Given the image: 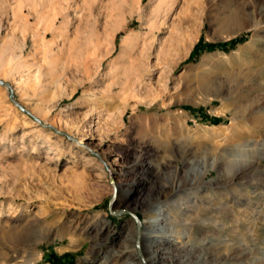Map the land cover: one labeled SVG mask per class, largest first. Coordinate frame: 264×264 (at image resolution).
<instances>
[{
    "label": "rangeland",
    "instance_id": "obj_1",
    "mask_svg": "<svg viewBox=\"0 0 264 264\" xmlns=\"http://www.w3.org/2000/svg\"><path fill=\"white\" fill-rule=\"evenodd\" d=\"M262 21L264 0H0V264H146V211L179 185L159 264H264Z\"/></svg>",
    "mask_w": 264,
    "mask_h": 264
},
{
    "label": "bare ground",
    "instance_id": "obj_2",
    "mask_svg": "<svg viewBox=\"0 0 264 264\" xmlns=\"http://www.w3.org/2000/svg\"><path fill=\"white\" fill-rule=\"evenodd\" d=\"M262 25H264V21L260 22L257 27H260ZM126 43H127L128 47H130V49H134L135 46H136L135 39L133 37L127 38ZM12 57L16 58V56L14 54L11 56V60L13 59ZM202 62L206 63V60L203 59ZM255 63H257L259 67H257L258 69L255 72H253V74L255 73V75H254L255 77L252 79L253 80L252 86L258 92V96H264V53L263 52L255 59ZM34 65H37V64H34ZM15 68H16V70H20V72H19L20 73V77L18 79L16 78V84H13V85H17V87H19V86L20 87L21 86L30 87V86L34 85L33 79L35 81L38 80V78L35 77V75L34 76L31 75L32 74V72H31L32 66L31 65H28L27 63H25V64L24 63H19V64H17L15 66ZM23 69H24V72H28L24 76L21 75V70H23ZM38 73H40V72H38ZM126 75L127 76L125 77V79L123 81L119 80V81H117V83H115L116 86H118L123 93H127V91H131V92L136 91V87H137L136 83H137V81L140 78H142L144 76V73H142L139 70V67L136 66V67L133 68L132 71H130ZM226 79H227V77H226ZM210 83L211 82L207 81L206 79H202L200 81L201 86L207 91L210 88V85H211ZM112 85H113V82H112ZM212 87H213V85H212ZM113 90H115V89H113ZM159 96H160L159 94H156L155 100H157L156 98H158ZM160 97H159V99H160ZM108 98H109V96L108 97L107 96L104 97V99H108ZM263 100H264V97H263ZM79 145H85L84 137L82 138V140H80ZM132 149L134 150L136 156H138L139 153L141 154V157H137L138 160L135 163V165L136 164L138 165V163H140L143 160L142 158L145 159L146 156H150L153 153L148 146H142V147L141 146H135V148H132ZM262 159L263 158H258L257 160L259 161V160H262ZM257 160L249 161V162H247V165L240 166L237 169V171L234 173V175L240 174L244 170V168H246V167L255 168ZM159 167L160 166H156L155 170H158ZM206 172H208V171H206ZM206 172H204V171L200 172L199 171V175H200V178L202 180H203V177L205 176ZM192 182H193V180H192ZM200 183H198V184H200ZM191 184L192 185H189V186L193 187V189H194V186L198 187L197 183H191ZM194 184H196V185H194ZM185 186L186 185H184V186L179 185L177 187H175V186L173 187V190H172V198L174 200L172 202L173 206H170V208L168 210H165L163 207H161V205L164 203V202H162L163 200H158L157 199V201L151 203L150 207L148 208V210H154L157 207V209H156L157 211L155 212V214L153 213V215H152V211H148V210H147L148 212L146 211V219H145V221H144V223L142 225L144 227V229H145V232H142L140 234L141 241L144 244V252H143V254H144V258H145L146 264H159L161 262V260L164 259V257H165L164 256V252H163L165 250V248H163L164 245L169 243V242L173 243L174 234L175 233H177V234L180 233L179 229L177 231L171 230L170 227H168L166 221L171 222L172 223L171 226L177 224L180 227V229H183L184 224L181 223V222H183V220L180 222L181 218L185 216V215H183V213H182L183 211L181 210L183 204L181 202V199H180V202L179 201L177 202L175 199L179 198V195L183 192ZM199 187H201V188L205 187V188H210L211 189L213 186L210 185V184L207 185L203 181L202 184H200ZM135 192H136V190L132 186L127 188V189H125L123 191V200L128 199ZM158 204H159V206H158ZM167 207H169V206H167ZM221 211L222 210H219V212H221ZM179 216H182V217L180 218ZM164 222H165L166 225L163 224ZM185 228H187V227H185ZM172 236H173V238H172ZM101 246L102 245L99 244L98 248L101 247ZM126 253H127L126 251H119V252H115L114 254H111V255L108 254V256L105 259V262L102 263V264H108L111 260H114V259H115V262H118V263H121V264H141V263H137L136 261H134V259H133L134 256H132V255L131 256H126ZM178 260L179 259H177V261ZM170 264H173V263H170Z\"/></svg>",
    "mask_w": 264,
    "mask_h": 264
},
{
    "label": "water",
    "instance_id": "obj_3",
    "mask_svg": "<svg viewBox=\"0 0 264 264\" xmlns=\"http://www.w3.org/2000/svg\"><path fill=\"white\" fill-rule=\"evenodd\" d=\"M0 84H4V85H7L9 88H10V90H11V94L13 95V91H12V89H11V86L10 85H8L7 83H4V82H2V81H0ZM17 104V103H16ZM18 105V104H17ZM34 117V116H33ZM35 119H36V117H35ZM37 121H39L38 119H37ZM138 222L140 223V220L138 219Z\"/></svg>",
    "mask_w": 264,
    "mask_h": 264
},
{
    "label": "trees",
    "instance_id": "obj_4",
    "mask_svg": "<svg viewBox=\"0 0 264 264\" xmlns=\"http://www.w3.org/2000/svg\"><path fill=\"white\" fill-rule=\"evenodd\" d=\"M228 46V44H221V45H219L218 47L219 48H225V47H227Z\"/></svg>",
    "mask_w": 264,
    "mask_h": 264
},
{
    "label": "clouds",
    "instance_id": "obj_5",
    "mask_svg": "<svg viewBox=\"0 0 264 264\" xmlns=\"http://www.w3.org/2000/svg\"><path fill=\"white\" fill-rule=\"evenodd\" d=\"M241 163H243V161H241Z\"/></svg>",
    "mask_w": 264,
    "mask_h": 264
}]
</instances>
